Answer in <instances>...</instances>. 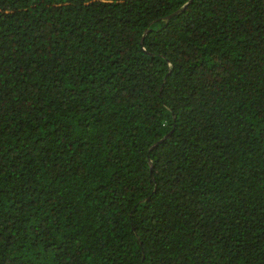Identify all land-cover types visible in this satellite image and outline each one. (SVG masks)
I'll return each mask as SVG.
<instances>
[{"label":"trees","instance_id":"obj_1","mask_svg":"<svg viewBox=\"0 0 264 264\" xmlns=\"http://www.w3.org/2000/svg\"><path fill=\"white\" fill-rule=\"evenodd\" d=\"M0 264H264V0H0Z\"/></svg>","mask_w":264,"mask_h":264}]
</instances>
